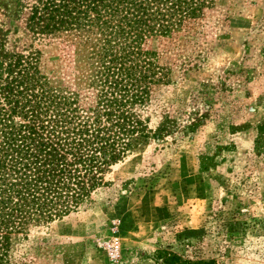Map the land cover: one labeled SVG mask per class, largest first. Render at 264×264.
<instances>
[{"label": "rangeland", "instance_id": "1", "mask_svg": "<svg viewBox=\"0 0 264 264\" xmlns=\"http://www.w3.org/2000/svg\"><path fill=\"white\" fill-rule=\"evenodd\" d=\"M28 3L0 0L4 51H39L44 72L72 67L60 38L30 33ZM217 4L147 106L150 130L168 116L169 132L136 137L78 210L12 243L13 261L151 264L146 258L166 248L216 264H264V143L254 147L264 125V0Z\"/></svg>", "mask_w": 264, "mask_h": 264}, {"label": "trees", "instance_id": "2", "mask_svg": "<svg viewBox=\"0 0 264 264\" xmlns=\"http://www.w3.org/2000/svg\"><path fill=\"white\" fill-rule=\"evenodd\" d=\"M217 1L30 0L21 6L30 33L60 38L65 62L74 65L44 72L39 51L7 53L0 44V264H26L11 259L12 243L78 210L136 137L169 132L168 116L150 130L147 106L155 87L170 83L181 46L217 13ZM263 130L258 127L257 151ZM146 260L216 264L166 248Z\"/></svg>", "mask_w": 264, "mask_h": 264}]
</instances>
